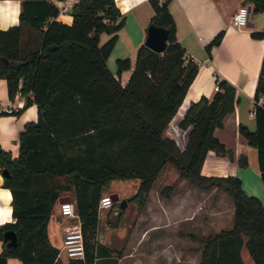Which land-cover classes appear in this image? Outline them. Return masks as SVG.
Here are the masks:
<instances>
[{
  "label": "trees",
  "instance_id": "obj_1",
  "mask_svg": "<svg viewBox=\"0 0 264 264\" xmlns=\"http://www.w3.org/2000/svg\"><path fill=\"white\" fill-rule=\"evenodd\" d=\"M254 11L264 10V0H248ZM150 23L167 28V45L157 50L145 41L134 59L117 56L113 71L107 58L125 24L126 13L116 0H76L71 22L56 16L54 0H22L20 21L0 27V76L8 92L25 96V105L37 102L38 117L28 119L19 133V152L0 144V166L7 167L4 184L12 191L14 220L0 224V264L8 256L21 264H57L60 246L49 235V220L60 194L72 188L85 239L86 258L69 257L67 264H97L112 259L113 248L97 238L98 208L111 177H138L129 197L138 209L146 205L149 191L168 162L181 177L202 188L225 189L234 200L233 223L202 238L201 257L195 264H245L246 246L254 264H264V202L248 192L236 173H205L208 150L233 157L232 147L219 137L216 127L239 99L237 86L218 77L220 88L208 96L191 99L175 117L181 135L167 131L198 70L186 58L179 40L169 0H150ZM110 35L99 40V33ZM224 29L207 42L208 50L221 41ZM253 36L264 35L252 29ZM131 68L125 82L121 72ZM262 95V99L260 96ZM256 127L240 122L239 129L257 146L264 182V58L255 90ZM238 160L248 164L240 153ZM172 183L161 192L166 194ZM115 202V201H114ZM14 229L16 239L5 235Z\"/></svg>",
  "mask_w": 264,
  "mask_h": 264
},
{
  "label": "crops",
  "instance_id": "obj_2",
  "mask_svg": "<svg viewBox=\"0 0 264 264\" xmlns=\"http://www.w3.org/2000/svg\"><path fill=\"white\" fill-rule=\"evenodd\" d=\"M54 1L59 4L61 0ZM245 2L251 8L249 22L245 26H237L232 22V14L240 4ZM116 3L127 16L125 24L120 29L117 42L118 44L123 43L125 49L122 52L127 53L120 52L119 54L131 55L134 59L137 47L145 40L147 35L153 6L150 0H116ZM169 7L175 18L178 38L186 48V58H192L198 62L197 73L191 81L174 117L183 114L187 103L191 99H197L203 93L211 96L216 90L215 83L218 77H223L233 82L237 86L240 95L239 99L234 108L226 113L223 124L215 129L227 146L232 147L233 157L218 153L211 148L208 150L204 160L202 171L216 174L236 173L241 176L243 186L247 189L245 187L244 174L248 176L249 173H246L244 167L250 164V153L253 154L255 150L257 151V166L252 168V170L257 174L256 179L261 174V169L259 167L257 146L250 143L243 135L239 129V124L244 122L251 128L256 127L253 108L256 101L257 80L264 58V35L253 36L251 30H264V10L254 11L252 2L248 0H169ZM21 9L22 0H0V27H8L11 24L18 23ZM56 17L71 22L73 19L71 8L66 12L58 13ZM222 28L224 29V34L221 41L208 50L206 47L207 42ZM128 69L131 71V68ZM122 73L123 71L121 72V79ZM122 81L125 82L124 79ZM8 105L13 106L14 109L12 111L6 110ZM37 117V102L34 101L25 105V96L20 91L14 96H10L7 80L5 77L0 76V144L10 148L13 154L17 155L19 152L20 131L24 128V124L28 119H36ZM173 118L170 122L174 121ZM167 131L172 133L168 129ZM240 153L247 155L248 164L243 165L239 162L238 156ZM138 183L139 178L136 180V188L133 193L136 191ZM167 183H172V188L166 194L161 192L162 187L155 189L153 183L146 205L140 210L136 202L129 199L133 193L125 195L128 200L125 205H131V210L128 213V220L131 221V224L127 226L128 231L125 234L111 231L108 236L107 234L105 235L103 242L113 248L112 252L119 245L123 246L125 242H128V237L131 238V236L134 237L135 243L140 240L145 241L146 238L152 243L160 236H168L173 239V250L165 251L161 255L155 249L145 250L143 256L149 258L150 264H155L154 262L160 259L165 264H195L200 259L203 244H194L191 242V238H189L190 242H188L186 237H193L190 232L198 233L197 230L207 231V227H202V224L207 226L208 222H215V217L221 214V198L213 197V202L215 201L216 203H213L207 212L204 211L201 218H199L200 216L197 217V214L194 215L192 208L189 206L195 201H198L200 205L201 202L198 198L200 195L214 192L219 188L215 186L211 189H202L188 179L187 181L183 180L179 172L172 182ZM262 183L263 186L260 187L259 185L258 191H254V188L247 190L250 193L257 192L264 202L263 179ZM256 184L258 185L257 182ZM251 185H253L252 182ZM107 192L109 191L105 190L104 193ZM64 194H69L73 198L74 190L72 188L67 189L60 195ZM11 199L12 191L9 186L4 184V173L0 166V221L2 223L6 220L15 219ZM60 202L61 200L57 198L49 220L50 238L59 246H61L63 238L61 221L64 222L71 219V217L61 214ZM114 203L111 206L99 205L98 226L103 217L106 223L105 228L107 229V218L109 220L107 208L111 209ZM57 218H61V221H58ZM230 222L228 225L223 226L232 225L233 219L231 224ZM220 227L222 226H216L215 230ZM208 233L210 231L205 234ZM2 248L3 240L0 238V250ZM243 248L242 255L245 264H248ZM131 250H126L121 255L120 261H123L124 255L125 257L130 255L129 258H126V261L133 262L135 260L138 263L141 258H136ZM63 251L59 252L57 264H67L68 262L69 257ZM97 259L102 260L103 264H113L109 262L113 259L107 260V255ZM8 264H21V259L10 255L8 256ZM250 264H254V260Z\"/></svg>",
  "mask_w": 264,
  "mask_h": 264
},
{
  "label": "rangeland",
  "instance_id": "obj_3",
  "mask_svg": "<svg viewBox=\"0 0 264 264\" xmlns=\"http://www.w3.org/2000/svg\"><path fill=\"white\" fill-rule=\"evenodd\" d=\"M121 29V28H120ZM120 32V30H119ZM110 35V32L107 30H102L99 33V40L100 41H104L108 36ZM119 39V37H118ZM118 39L111 51V53L109 54L108 58H107V62L108 65L110 67H112L113 71H115L117 69V61H116V57L117 56H123L126 54H119L120 52L124 51L123 49H125V46H123V43L118 44ZM127 51V50H125ZM122 53H127V52H122ZM129 69L125 68L123 70L122 73V79H124V81H126V79L128 78L129 75ZM174 121L170 122L169 126L167 127L168 130H170L173 134H175L177 137H180L181 135V131L179 126L177 125L176 121H175V117L173 118ZM250 164L246 167H244V170H246V173H249L248 176L247 174H244V179H245V187L248 190H251L250 188H254V191H258V187L260 185L263 186L262 183V177L261 174L258 176L257 178V174H255L252 170V168H256L257 166V151L255 150V152L252 154L250 153ZM178 176V171L177 168L175 167V165L172 162H168L165 167L162 169L161 173L159 174V176L157 177V179L154 181V187L155 189L163 187L167 182H172L175 177ZM138 178L137 177H111L108 180V183L104 186L105 190L110 192H114L117 191L120 195V198L125 197V195H129L131 193H133L134 189L136 188V180ZM183 180L187 181L186 178L182 177ZM250 180V181H249ZM258 180V181H257ZM249 181V184H248ZM251 182L253 185H251ZM256 182L258 183V185L256 184ZM246 189V190H247ZM247 190V191H248ZM256 193L257 192H253ZM258 195V194H257ZM220 197L221 198V214L219 216L215 217V222L210 223L208 222V225L206 226L205 224H202V227H207V231H200L197 230V234L201 235V234H205L207 232H215V227L216 226H223V225H228V223L230 222V224L232 223V219H233V206H234V200L232 198V196L223 188H219L216 189V191L214 192H208L206 194H202L200 195L199 201L201 202V204L199 205L198 201L192 202L191 205L189 206L190 208H192V213H194V215L197 214V217L200 216L199 218H201L202 213L205 211H208V208H211L213 205V203H216L215 201L213 202L214 198L213 197ZM212 202V203H211ZM211 203V204H210ZM200 206V209H199ZM198 208V209H196ZM105 210V209H104ZM131 210V205L129 204L128 206H121L120 205V201L116 200V202L114 203V206L110 208H107V213L109 212V220L107 218V229L105 228L106 223L104 222V218L102 217L100 220V225L98 226V238L103 241L105 238V235L110 234L111 231L113 232H118L120 234H125L128 230H127V226L129 224H131V221L128 220V213ZM104 212V211H103ZM196 217V218H197ZM194 226V225H192ZM133 236H131V238L128 237V242H125V244L123 246H120L118 248L115 249L114 252H112V259L111 261H109L110 263L113 264H150L151 261L149 260L148 257L143 256L145 250L149 249V250H153L155 249V251L157 253H161L163 254L165 251H171L173 250V239H171L168 236H160L159 238H157L156 240H154L152 243L150 241L147 240V238L145 239V241H138L135 243V239ZM191 238V242L197 245H202L203 244V240L202 238H200V236H198L197 238H193L191 236H187L186 240L188 242H190ZM128 249H132L131 251L133 252V254L135 255L136 258H141L140 261L138 263L135 262V260L132 261H126V258H129L130 255L126 256L124 255V259L123 261H120V257L121 255H123L126 250ZM244 251V256L246 259V262L248 264H250L251 262H253V257L250 254L248 248L245 246L243 248ZM65 253V251H63ZM133 256V255H132ZM135 258V259H136ZM161 260V259H160ZM157 260L154 263L155 264H165L164 261H160ZM120 261V262H119ZM97 264H103L102 260L100 261V259H97Z\"/></svg>",
  "mask_w": 264,
  "mask_h": 264
},
{
  "label": "built area",
  "instance_id": "obj_4",
  "mask_svg": "<svg viewBox=\"0 0 264 264\" xmlns=\"http://www.w3.org/2000/svg\"><path fill=\"white\" fill-rule=\"evenodd\" d=\"M76 0H61L58 4L59 13L66 12L72 7ZM251 8L248 3L240 4L232 14V22L237 26H245L248 24L250 19ZM219 79L217 78L215 88H220ZM262 99V96L260 97ZM13 106H6V110L12 111ZM254 111V108H253ZM114 199L111 193H103L99 200L101 206H111L114 203ZM60 212L63 215L71 217V219L64 222L61 218H57L61 221V227L63 230L62 244L60 251L64 250L68 257L80 258L82 263H85L86 250H85V239L82 228L81 217L76 207V202L73 198L63 199L60 202ZM59 251V252H60ZM39 264V263H32Z\"/></svg>",
  "mask_w": 264,
  "mask_h": 264
},
{
  "label": "water",
  "instance_id": "obj_5",
  "mask_svg": "<svg viewBox=\"0 0 264 264\" xmlns=\"http://www.w3.org/2000/svg\"><path fill=\"white\" fill-rule=\"evenodd\" d=\"M167 28L163 25H159L156 23H150L147 28V35L145 37V42L149 44L151 47L157 50H163L167 45ZM2 172L8 174L9 169L7 167L2 168ZM113 199L119 200L121 206H125L127 203V198L123 197L120 198V195L117 191L111 193ZM60 200L69 199L71 196L69 194L60 195L58 197ZM5 235L10 237V242L15 241L16 239V232L14 229L10 228L5 231Z\"/></svg>",
  "mask_w": 264,
  "mask_h": 264
},
{
  "label": "clouds",
  "instance_id": "obj_6",
  "mask_svg": "<svg viewBox=\"0 0 264 264\" xmlns=\"http://www.w3.org/2000/svg\"><path fill=\"white\" fill-rule=\"evenodd\" d=\"M0 223H2V221H0Z\"/></svg>",
  "mask_w": 264,
  "mask_h": 264
}]
</instances>
